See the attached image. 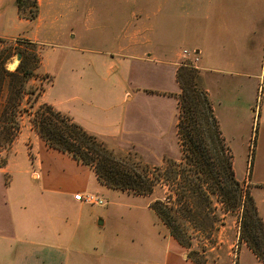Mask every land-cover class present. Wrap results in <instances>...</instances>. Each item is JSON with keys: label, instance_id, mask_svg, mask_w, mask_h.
<instances>
[{"label": "rangeland", "instance_id": "1", "mask_svg": "<svg viewBox=\"0 0 264 264\" xmlns=\"http://www.w3.org/2000/svg\"><path fill=\"white\" fill-rule=\"evenodd\" d=\"M209 1L219 0H22L20 8L19 0H8L7 5L13 7V30L0 37V53L8 55L3 67L14 72L21 63L18 73L32 72L28 84L41 89L33 107L29 106L25 95L18 103L19 130L16 137L23 132L26 140L34 135L40 138L33 118L41 104L50 105L66 115L68 112L75 114L87 124L92 117L79 99L103 94L114 102L120 94L118 82L127 72L130 81L140 82L138 95L148 100L147 95H150L151 100L136 103L138 106L133 107L117 137L97 138L117 157L130 153L137 164L138 174L161 171L168 162H178L181 152L176 124L180 87L176 73L182 65L189 64L195 69L192 56L183 54V51L192 52L187 44L189 39H193L198 25L219 27L221 19H246L257 28L264 27V0H231L232 4L227 5L222 17L204 10ZM132 34L145 45L149 39L155 38L153 35L166 37L167 52L142 51L138 53L139 61L124 66L117 55L118 48ZM17 54L20 55L19 61H16ZM261 54L255 46L248 53L251 67L247 71L254 75H258ZM262 64L264 67V62ZM108 66H114L117 71L107 76L105 69ZM13 81L15 84V79H12V85ZM253 81H258L259 88L253 85L250 110H234L230 115L228 110L220 108L217 120L232 155L235 179L251 197L264 231V186H253L249 172L251 165L250 169L255 171L253 179L264 183L260 149L255 155L256 138L253 148L254 129L257 127V135L260 126L262 78L254 77ZM176 87L178 94L174 93ZM4 96L5 91H1L0 107ZM12 143L0 152V163H6ZM87 168L93 173L92 167ZM54 170L57 172L55 179L61 175L68 179L80 176L66 162H57ZM96 183L98 187L91 192L99 195L104 205L65 209L58 205L61 202L59 196L43 194L40 195V221L49 223L53 218L65 215L87 218L90 214L105 216L108 213L113 218V225L106 224L93 238L120 239L115 251L99 244H84L83 248L73 245L76 251L94 254L99 263L109 256L114 258L113 264H132L138 259L139 264H144L142 253L150 251L156 260L167 252L181 262L192 264L194 261L203 264H264L239 239L240 211L224 213L220 205H216L220 216L217 228L205 234L191 230L190 245L186 248L169 235L150 209L154 201L163 200L170 194L167 186L155 182L150 194L138 196L130 190L110 189L97 180ZM27 200L33 202L32 197L26 198L25 202ZM88 236L84 234L78 240L85 243ZM76 242L81 244V241ZM258 245L264 253L262 244L258 242ZM47 250L45 252L49 253Z\"/></svg>", "mask_w": 264, "mask_h": 264}, {"label": "crops", "instance_id": "2", "mask_svg": "<svg viewBox=\"0 0 264 264\" xmlns=\"http://www.w3.org/2000/svg\"><path fill=\"white\" fill-rule=\"evenodd\" d=\"M7 1L0 0V37L13 30V7L11 4L7 5ZM230 4L231 0L209 1L204 10L213 16L222 17L227 5ZM16 19L18 20L17 17ZM219 24V27L198 25L193 39H189L187 44L197 57L195 68L217 119L220 108L228 110L230 115H233L234 110L242 111L246 108L250 110L252 89L254 86L259 88L258 81H253L254 77L262 78L260 126L256 135L255 155L257 156L260 149L263 172L264 27L257 28L251 20L246 19L239 21L221 19ZM153 37H155L153 40L149 39L148 45L142 44L134 34L128 37L126 43L121 42L117 55L122 59L124 66L139 61L138 53L142 51L167 52L166 37L162 38V35ZM254 46L262 52L258 75L247 71V68L251 67L248 53ZM115 70L117 71V68L114 66H108L105 74L108 76ZM139 83L130 81L126 72V76L124 73V78L118 82L120 94L114 102H110L103 94L80 98L87 114L92 117L87 124L80 121L75 114L68 112V115L88 133L102 140L117 137L122 132V125L127 121L133 107L138 106L136 103L142 100L148 103L151 100L150 95H147L149 100L138 95L141 88ZM174 93L178 94L177 87ZM35 136L26 140L21 132L12 143L5 165L0 166V264H113L114 258L107 255L99 263L94 254L76 251L73 248L74 244L80 248H83L84 244H99L115 251L120 239L108 241L105 237L99 238L100 240L93 238L106 224L113 225V218L108 213L105 216L90 214L87 218L65 215L62 218H53L49 223L40 221V195L59 196L61 202L58 205L66 209L85 205L73 201L72 196L75 193H93L91 191L96 190L98 185L89 168L78 164L65 154L50 149L42 139ZM57 162H66L69 167L73 166L80 176L68 179L61 175V178L55 179L54 175L57 172L54 167ZM250 171L251 184L264 186L263 182L253 179L255 171L251 169ZM28 197H32L33 202L31 200L25 202ZM84 234L89 235L84 239L85 243L82 239L78 240ZM76 241H81V244ZM46 248L49 253L45 252ZM154 256L150 251H145L141 259L143 257L144 264H192L189 261L181 262L172 253L163 252L158 260ZM139 261L140 259L132 264H139Z\"/></svg>", "mask_w": 264, "mask_h": 264}, {"label": "trees", "instance_id": "3", "mask_svg": "<svg viewBox=\"0 0 264 264\" xmlns=\"http://www.w3.org/2000/svg\"><path fill=\"white\" fill-rule=\"evenodd\" d=\"M7 59V54L0 53V92L6 94L0 107V152L8 149L16 138L18 103L22 97L27 96L29 106L33 107L41 92L39 87L28 84L32 72L18 73L21 63L14 72L6 71L3 64ZM176 79L180 87L176 133L181 155L178 162H168L161 171L138 174L130 153L117 157L95 135L50 105L37 107L33 118L35 131L50 149L92 167L96 180L107 188L130 190L141 196L150 194L155 182L167 186L170 194L154 201L150 209L180 246L190 245L191 230L205 234L217 228L220 216L216 205L224 213L240 211L239 239L264 262V253L258 245L260 242L264 249L262 220L251 197L235 179L232 155L198 72L189 64L182 65ZM256 131L257 127L253 148ZM4 164L5 161L0 166ZM194 264L203 263L194 261Z\"/></svg>", "mask_w": 264, "mask_h": 264}, {"label": "built area", "instance_id": "4", "mask_svg": "<svg viewBox=\"0 0 264 264\" xmlns=\"http://www.w3.org/2000/svg\"><path fill=\"white\" fill-rule=\"evenodd\" d=\"M183 54L186 56H192V63L194 65L197 63V57L193 51L191 54L187 51H183ZM72 198L73 201L85 204L87 206H102L105 204L103 199L95 193H75Z\"/></svg>", "mask_w": 264, "mask_h": 264}, {"label": "water", "instance_id": "5", "mask_svg": "<svg viewBox=\"0 0 264 264\" xmlns=\"http://www.w3.org/2000/svg\"><path fill=\"white\" fill-rule=\"evenodd\" d=\"M19 59H20V55L17 54V55H16V61H19ZM99 224H100V223H99Z\"/></svg>", "mask_w": 264, "mask_h": 264}]
</instances>
